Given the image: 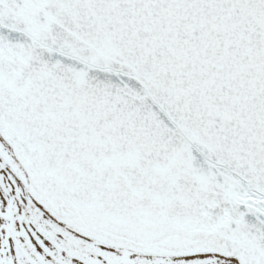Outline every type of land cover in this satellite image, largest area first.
Masks as SVG:
<instances>
[{
  "label": "snow or ice",
  "instance_id": "6c2138e0",
  "mask_svg": "<svg viewBox=\"0 0 264 264\" xmlns=\"http://www.w3.org/2000/svg\"><path fill=\"white\" fill-rule=\"evenodd\" d=\"M0 264H264V0H0Z\"/></svg>",
  "mask_w": 264,
  "mask_h": 264
}]
</instances>
